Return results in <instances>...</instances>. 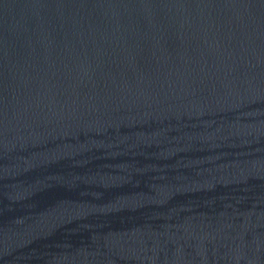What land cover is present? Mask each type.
I'll return each instance as SVG.
<instances>
[{
    "label": "water",
    "instance_id": "water-1",
    "mask_svg": "<svg viewBox=\"0 0 264 264\" xmlns=\"http://www.w3.org/2000/svg\"><path fill=\"white\" fill-rule=\"evenodd\" d=\"M0 264H264V0H0Z\"/></svg>",
    "mask_w": 264,
    "mask_h": 264
}]
</instances>
